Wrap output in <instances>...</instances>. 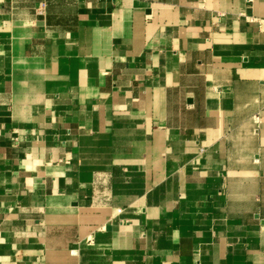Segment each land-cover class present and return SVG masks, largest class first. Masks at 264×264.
<instances>
[{
	"label": "crops",
	"instance_id": "crops-1",
	"mask_svg": "<svg viewBox=\"0 0 264 264\" xmlns=\"http://www.w3.org/2000/svg\"><path fill=\"white\" fill-rule=\"evenodd\" d=\"M0 264H264V0H0Z\"/></svg>",
	"mask_w": 264,
	"mask_h": 264
},
{
	"label": "built area",
	"instance_id": "built-area-1",
	"mask_svg": "<svg viewBox=\"0 0 264 264\" xmlns=\"http://www.w3.org/2000/svg\"><path fill=\"white\" fill-rule=\"evenodd\" d=\"M42 13H43V11H42V10H40V11H39V14H42Z\"/></svg>",
	"mask_w": 264,
	"mask_h": 264
}]
</instances>
